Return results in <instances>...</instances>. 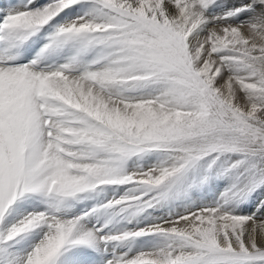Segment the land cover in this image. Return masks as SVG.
<instances>
[{
    "label": "snow or ice",
    "instance_id": "snow-or-ice-1",
    "mask_svg": "<svg viewBox=\"0 0 264 264\" xmlns=\"http://www.w3.org/2000/svg\"><path fill=\"white\" fill-rule=\"evenodd\" d=\"M0 264H264V0H0Z\"/></svg>",
    "mask_w": 264,
    "mask_h": 264
},
{
    "label": "rangeland",
    "instance_id": "rangeland-1",
    "mask_svg": "<svg viewBox=\"0 0 264 264\" xmlns=\"http://www.w3.org/2000/svg\"><path fill=\"white\" fill-rule=\"evenodd\" d=\"M79 207V206H78ZM157 213V214H156ZM154 213L155 216H162V215H166V211L165 210H160L158 212Z\"/></svg>",
    "mask_w": 264,
    "mask_h": 264
},
{
    "label": "bare ground",
    "instance_id": "bare-ground-1",
    "mask_svg": "<svg viewBox=\"0 0 264 264\" xmlns=\"http://www.w3.org/2000/svg\"><path fill=\"white\" fill-rule=\"evenodd\" d=\"M10 2H13V3H20V0H10ZM163 211V210H162ZM157 214V213H156ZM145 222H148V221H145Z\"/></svg>",
    "mask_w": 264,
    "mask_h": 264
}]
</instances>
